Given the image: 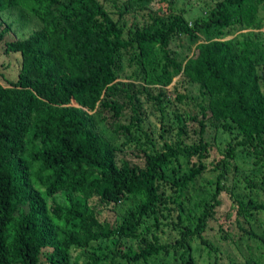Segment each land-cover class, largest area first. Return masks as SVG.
Wrapping results in <instances>:
<instances>
[{
    "label": "trees",
    "instance_id": "1",
    "mask_svg": "<svg viewBox=\"0 0 264 264\" xmlns=\"http://www.w3.org/2000/svg\"><path fill=\"white\" fill-rule=\"evenodd\" d=\"M259 4L264 0H217L191 25L171 8L153 9L148 21L128 27L100 0H0V15L10 19L3 18L0 39L22 30L4 48L19 53L16 80L0 83V264H69L73 248L110 238H116L117 256L146 262L169 246L142 235L161 224L159 218L178 232L174 244L199 239L220 205L228 173L237 171L239 153L252 157L256 167L233 175V188L239 175L251 185L243 195L232 192L237 212L246 217L264 210V201L255 199L257 187L264 189V37L244 31L225 38L231 30L252 28ZM132 6L125 0L118 13ZM200 35L205 41L196 42ZM182 36L195 45L185 59L171 47ZM177 76L199 84L206 95L205 106L199 104L200 135L203 119L215 129L235 130L213 165L222 167L213 181L198 182L209 156L202 138L185 147L165 144L164 151L147 154L144 168L116 160L121 145L135 141L131 123L120 122L126 110L136 111L135 93L119 80L165 87ZM146 85L139 91L151 96ZM173 163L176 172L170 171ZM94 195L112 202L136 198L138 204L110 226L98 219ZM170 208L174 217L166 213ZM246 234L260 237L252 230ZM122 238H135L137 246L126 248ZM189 251L188 244L190 263Z\"/></svg>",
    "mask_w": 264,
    "mask_h": 264
},
{
    "label": "rangeland",
    "instance_id": "2",
    "mask_svg": "<svg viewBox=\"0 0 264 264\" xmlns=\"http://www.w3.org/2000/svg\"><path fill=\"white\" fill-rule=\"evenodd\" d=\"M128 1V0H126ZM133 6L124 13H118V8L124 5L125 0H100L108 13L118 20H124L128 27L134 24L141 25L148 21V13H152L155 9L158 12L171 8L173 12L182 13L188 25L195 16H204L206 11L213 7L217 0H131ZM256 16L252 28L246 30H231L225 38L238 36L239 33L249 31L251 35L261 33L264 37V6L259 4L255 10ZM121 14V15H120ZM7 15H0V30L4 25ZM9 22L10 19L8 18ZM14 21V20H11ZM2 22V23H1ZM15 22H12V24ZM14 31V32H13ZM21 29H13L3 34L0 39V83L9 84L16 80L20 67L19 53L5 51V43L14 41L21 37ZM263 33V34H262ZM181 40L171 41V47H175L176 56L179 59L188 58L195 51L194 41L182 36ZM196 42L205 41L200 35L197 36ZM260 85L264 92V68L259 70ZM121 84H127L131 93H135L133 103L135 112L129 109L125 111L121 117V123H131V135L133 140L121 145L120 150L116 152V160H128L136 168H144L146 164L147 154L164 151L165 144L174 145L176 142L180 146H188L198 144L200 138L207 142L209 156L205 159L204 172L198 177V182L213 181L216 174L221 172L222 167L215 169L213 165L218 161L228 147L227 141L235 135V130L225 131L220 128L215 129L208 120L203 119L206 124L205 131L199 134V120L201 119L200 106L206 104V95L202 94L199 84L190 83L180 76L175 77L168 86L159 87L155 84L146 85L143 82L134 81L128 78H121ZM149 86L151 96L145 92H140L142 86ZM151 86V87H150ZM155 86V87H152ZM162 89L164 93L161 97L157 96V91ZM180 98V99H179ZM126 98H124L125 100ZM206 108V107H205ZM185 114L191 115L193 118H184ZM135 138V139H134ZM264 141V136H263ZM233 147V146H231ZM264 147V142H263ZM196 156L193 161H196ZM237 171L231 170L228 178L224 181L226 187L220 192L218 198L220 205L215 208L214 218L207 221V230L201 238H193L189 242H174L179 239V234L170 225H166V220L159 218V225L153 224L150 231L143 233L144 237L154 242V237L159 243H165L168 246L167 252L158 257H152L148 261L133 262L131 259L117 256L115 251L116 238L99 240L92 242L85 248L77 247L71 251L69 264H87L92 262V258H99L98 264H188L186 248L189 244L190 257L192 262L189 264H264V210H254L253 213L246 215L237 212L238 207L232 192H239L242 195L249 190V185L241 180L240 175L238 181L235 182L236 187L233 188V175L240 173L241 176L247 175L256 167L252 157H245L239 153L235 158ZM178 162L182 167H186L187 162L185 156L180 155ZM176 172L177 164L170 165ZM213 188V187H212ZM257 196L255 199L259 202L264 201V189L257 187ZM253 192L255 189L253 188ZM247 196V194H245ZM56 200L61 201L60 195H56ZM91 204L97 209V217L101 221H106L110 226L121 223L122 215L128 209H135L138 204L136 198L127 199L122 202L105 201L99 196L94 195L91 198ZM173 207V204L171 205ZM173 217L176 211L169 209L166 213H172ZM147 223L149 219H145ZM220 226V227H219ZM219 228L221 230H219ZM247 230H252L260 237L248 235ZM205 240V241H203ZM127 248L137 246L135 238H122L119 240ZM125 247H122L125 249Z\"/></svg>",
    "mask_w": 264,
    "mask_h": 264
}]
</instances>
